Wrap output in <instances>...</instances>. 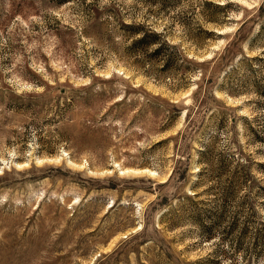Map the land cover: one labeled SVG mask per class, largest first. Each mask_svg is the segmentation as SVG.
<instances>
[{
  "label": "rangeland",
  "instance_id": "374dc122",
  "mask_svg": "<svg viewBox=\"0 0 264 264\" xmlns=\"http://www.w3.org/2000/svg\"><path fill=\"white\" fill-rule=\"evenodd\" d=\"M259 87L264 0H0V264L222 259L189 221L221 199L201 151L264 186Z\"/></svg>",
  "mask_w": 264,
  "mask_h": 264
},
{
  "label": "trees",
  "instance_id": "16d2710c",
  "mask_svg": "<svg viewBox=\"0 0 264 264\" xmlns=\"http://www.w3.org/2000/svg\"><path fill=\"white\" fill-rule=\"evenodd\" d=\"M57 3L59 2H68L69 0H55ZM207 5H213L217 11L224 12L227 5L219 6L214 4L213 2H208ZM223 14V13H222ZM219 15L218 12H210L206 16V21L215 22L214 16ZM129 27V26H128ZM138 29V28H135ZM134 35L140 33V31L134 30ZM143 37L141 39L134 41V45L136 48H140L144 50L149 46L154 45L157 42V37L152 31L146 32L142 31ZM134 47V48H135ZM166 48V44L164 46H160V48H156L155 53L164 52ZM259 59L260 58H256ZM173 58H168L166 60V64L173 66L174 63ZM258 94L264 96V90L259 87L257 89ZM247 129V127H246ZM248 130L252 131L254 135V140L260 142L264 145V135H259L256 133L257 131L252 130V128H248ZM209 148H211L209 146ZM201 155L203 156L201 160L203 161L204 171H208L209 168L212 170L213 179L217 182L218 188L220 189V204L218 205L217 212H210V214H206L209 221L204 219L203 213L200 209L192 208L189 211V221L190 224L196 226L199 230L200 236L209 243H214L215 239L222 240L225 244V250H217L215 249V253H221L222 259H233L230 257V249L233 250V254L239 253L243 254L245 257V264H254L260 263L264 261V222L258 220L259 213L254 210V201L258 199L261 200V204L264 205V186L257 185L254 186V180L252 177L251 170L247 164H245V159H241V161H236V159L230 158V156L220 155L218 157H213V152L204 147V150L201 151ZM210 155V157H209ZM237 166V167H236ZM235 168V169H234ZM260 173L264 175V164H259ZM202 174V173H201ZM213 180V181H214ZM196 188V185L195 187ZM212 189V188H211ZM211 189L209 191H211ZM238 193H242L239 195ZM244 193V194H243ZM196 196V194H195ZM191 201H194L196 197H189ZM228 202L236 203L238 207H241V211L235 213L231 222L226 224L227 222V205ZM250 212L249 215L247 210ZM224 236H223V235ZM233 256V255H232ZM221 258H215L211 260L210 258L203 259L199 263L205 264L208 261H212L214 264H222ZM236 264V263H231Z\"/></svg>",
  "mask_w": 264,
  "mask_h": 264
}]
</instances>
